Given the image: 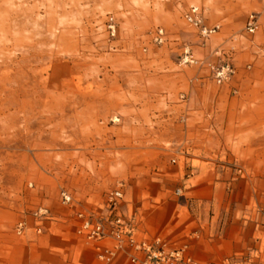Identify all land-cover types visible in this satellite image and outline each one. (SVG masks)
<instances>
[{
  "label": "rangeland",
  "instance_id": "1",
  "mask_svg": "<svg viewBox=\"0 0 264 264\" xmlns=\"http://www.w3.org/2000/svg\"><path fill=\"white\" fill-rule=\"evenodd\" d=\"M144 241L264 264V0H0V264H134Z\"/></svg>",
  "mask_w": 264,
  "mask_h": 264
},
{
  "label": "built area",
  "instance_id": "2",
  "mask_svg": "<svg viewBox=\"0 0 264 264\" xmlns=\"http://www.w3.org/2000/svg\"><path fill=\"white\" fill-rule=\"evenodd\" d=\"M186 21L193 27H195L200 35L203 38L209 37L211 34L218 30V26H208L203 21V16L201 12L200 6L196 4H191L188 7V10L185 13ZM259 26V18L258 14L252 13L247 22V30L250 33H254ZM109 29L112 34L115 33V25L110 22ZM164 37V30L161 28L156 33V40L159 42L163 41ZM192 56L189 54L188 50H185L183 62H188ZM213 75L217 83H222L223 81L227 80L231 74L234 73L233 68L227 64L220 67L212 66ZM65 203L71 201V196L67 192H63L62 194ZM123 198V190L119 186L116 189L112 190L108 193V200L110 203L117 205L118 201ZM43 210H41L42 212ZM47 211V210H46ZM45 211V212H46ZM80 224H79V232L84 234L88 240L98 241L104 238L107 234L103 224L98 220H92L91 218L85 216L83 212L79 213ZM23 223L20 224V229ZM138 249H143L147 251L146 256H132V262L134 264H179L182 260V252L181 250H172L169 254L165 252H157L151 251V245L146 241L140 242L134 245ZM98 250V246H97ZM115 254L113 250L107 249L105 252L100 253V258L105 259L112 257Z\"/></svg>",
  "mask_w": 264,
  "mask_h": 264
},
{
  "label": "bare ground",
  "instance_id": "3",
  "mask_svg": "<svg viewBox=\"0 0 264 264\" xmlns=\"http://www.w3.org/2000/svg\"><path fill=\"white\" fill-rule=\"evenodd\" d=\"M186 20V19H185ZM188 23V22H187ZM189 24V23H188Z\"/></svg>",
  "mask_w": 264,
  "mask_h": 264
}]
</instances>
